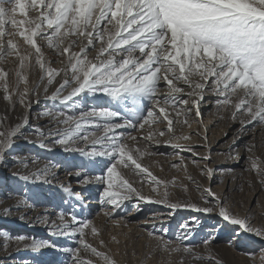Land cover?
<instances>
[{
	"label": "snow or ice",
	"instance_id": "snow-or-ice-1",
	"mask_svg": "<svg viewBox=\"0 0 264 264\" xmlns=\"http://www.w3.org/2000/svg\"><path fill=\"white\" fill-rule=\"evenodd\" d=\"M45 47L55 53L59 68L52 67ZM9 58L14 69L2 66ZM37 73L36 79H30ZM51 88L54 90L49 92ZM41 93L50 106L37 113L36 119L46 118L48 125L46 129L31 125L30 135L35 139L26 137L27 142L47 152L79 153L100 169L93 175L79 170L84 165L71 164L78 170L68 173V185L58 184L80 205L83 197L71 188V178L82 189L101 186V208L110 206L106 216H114L125 202L135 199L172 210L214 214L237 235L264 240V224L253 225L250 209L244 215L234 213L229 197L217 194L210 184L202 187L191 176L187 179L196 184L201 203L170 202L168 188L175 186V178L162 180L142 163L145 156L166 155L148 148L153 143L160 146V138L168 135L170 139L163 145L175 150L172 154L181 161L171 167H180L184 160L181 153L189 152L204 162L200 171L210 181L215 168L209 166L212 156L207 130L199 145L208 150L203 156L193 145L178 142L190 140L192 134H175L176 124L189 128L192 122L203 125L201 106L209 97L218 119L230 121L229 127L239 124L226 156V160L239 163L237 143L250 125L264 126V0H0V99L7 105L0 113V163L30 126L31 107L40 103ZM17 105L24 112L16 117V123L9 124L8 113H15ZM227 135L224 131L223 136ZM256 148L254 142L244 144L249 165L244 171L256 173L264 186V162L254 155ZM16 162L26 171L18 170L13 176L33 184L53 185L57 176L53 169L60 166L53 160L37 166L39 157L31 160V165L37 166L33 168L28 160ZM183 166L186 170V164ZM129 174L142 185L147 183L150 194L138 189ZM13 207L31 210L35 205L21 198L4 208L3 214L10 215ZM24 218L21 213L19 219ZM36 219L48 227L52 239L0 231V249L7 251L14 240L33 252H63L68 255L67 264H116L106 251L88 242L89 234H100L91 220L63 208L56 210V219L47 211ZM181 227L185 235L178 236L174 246L163 235L149 232L154 250L169 255L183 252L193 259L221 264L210 253L201 256L192 245L184 244L192 232L187 223ZM61 238L74 240L76 246L56 243ZM210 242L208 238L201 241L206 247ZM99 244L105 247L103 240ZM260 264H264V249Z\"/></svg>",
	"mask_w": 264,
	"mask_h": 264
},
{
	"label": "rangeland",
	"instance_id": "rangeland-1",
	"mask_svg": "<svg viewBox=\"0 0 264 264\" xmlns=\"http://www.w3.org/2000/svg\"><path fill=\"white\" fill-rule=\"evenodd\" d=\"M46 56L53 61L52 67L59 68V64L55 53L45 47ZM3 67L6 69H14L15 64L11 58L3 62ZM38 73L30 79H36ZM14 80V77H11ZM23 87V86H21ZM54 88L49 89V92ZM2 95V94H0ZM36 97H33L35 100ZM40 103H33L31 107V122L28 128L23 130V136L16 139L15 146L11 153L5 157L3 163H0V231H7L12 236H25L36 238L38 240L52 239L48 235V227L43 223L37 222V216L43 215L45 211L51 219H56V210L63 208L67 211H75L81 219H89L99 230V236L89 234L87 240L89 243L96 246L101 251H106L114 258L116 264H212V261L207 259H193L192 256L180 253H172L154 250L155 241L149 236V232H155L157 236L163 235L165 239L172 241L173 246L177 243L178 236L185 235V229L181 227L185 223L191 229V238L185 240L184 244L193 246V250L201 256H211L219 260L221 264H260L261 249H264V240L250 234L237 235L231 230V227L214 214L195 213L187 209L172 210L162 204H150L145 202H137L133 199L131 202H125V206L116 210V214L106 216L105 212H110V206L101 208L99 192L102 190L98 184L89 185L86 189L77 186L74 178H71V188L81 192L83 197V205L69 197L58 187L59 183L68 185L70 177L69 172L78 170L76 167L69 165H84V168L79 170H87L90 174H99L100 169L94 168L89 164L88 158L81 157L79 153H63L59 149L54 152H47L38 148L35 144L28 143L26 137L35 139L30 135L31 125L39 124L46 129L48 121L46 118L36 119L44 107L50 106V102L44 100L43 94L39 96ZM58 107H60L58 105ZM203 125L192 122L191 128L186 125H175V134H192L191 139L198 144L193 145L195 151L201 156L207 154V149L200 147L204 141L201 137L204 136L207 130L208 143L211 147L212 164L209 165L215 168V173L212 179H209L201 174L203 161L198 157H193L189 152H182L184 158L183 164L178 168H172L171 164H180V157L172 154L175 150L163 145V141L170 139L168 135L161 139V145L157 146L154 143L148 148L154 153H166V155L145 156L142 163L162 180L171 181L175 178V186H169L170 202H192L201 203L200 192L196 190V184L192 183L188 176H191L194 181L202 187L211 185L213 191L222 196L229 197L232 203V211L244 215L250 209L249 218L253 225L259 226L264 224V186L258 180L256 173L244 171L249 167L245 157L248 153L244 151V144L254 142L257 148L254 152L255 156L260 157L264 162V126L256 125L249 126L248 131L242 136V139L237 143L236 148L240 152L241 159L239 163L226 160L229 149V144L233 136L236 134L239 124H233L231 127L230 121L218 119L215 115V109L211 104V98H206L202 104ZM6 103L0 99V113L6 111ZM24 112L19 105L16 107L15 113H8L10 120L9 124L16 123V117ZM224 115V113H220ZM159 127H164L160 125ZM128 131H131L130 129ZM227 131L228 135L223 136V132ZM199 132L197 136L194 133ZM133 135H139L138 132H133ZM187 141H178L184 144ZM131 143V142H129ZM140 146L145 147L144 142H140ZM223 153L224 155H220ZM36 157L40 158L42 166L48 160L55 161L58 168L53 171L57 173L53 185L25 183L13 176L18 170L26 171L22 164L17 163V160H28L29 168H32L31 160ZM196 160V163H193ZM186 164V170L184 168ZM264 167V163L261 165ZM222 168H232L233 172H222ZM129 179L136 181L135 186L142 190L146 195L150 194V187L147 183L143 185L139 183L137 177L129 174ZM187 186V191L184 190ZM163 191V189H161ZM155 196V194H153ZM27 198L35 207L31 210H24L25 218L19 219V215L11 213L8 216L3 214L4 205L9 204L13 199ZM67 201V203H64ZM251 202V203H249ZM76 205V207H73ZM26 210V211H25ZM13 211V210H12ZM160 214H159V213ZM159 214V215H158ZM194 217V218H193ZM192 219V221H191ZM167 229V233L163 232ZM115 237V240H113ZM205 238L210 239V243L203 245L201 241ZM103 240L105 247L101 248L99 241ZM118 241V243H117ZM56 243L64 247H75V241L67 238L56 240ZM149 253L151 255L149 256ZM249 254H253L250 256ZM82 255H88L82 253ZM96 259L95 257H89ZM0 261L2 264H67L68 255L63 252H55L52 249H42L38 252H33L31 249H25L22 244L17 245L13 240L10 241L7 251L0 249ZM99 264V261H97Z\"/></svg>",
	"mask_w": 264,
	"mask_h": 264
},
{
	"label": "bare ground",
	"instance_id": "bare-ground-1",
	"mask_svg": "<svg viewBox=\"0 0 264 264\" xmlns=\"http://www.w3.org/2000/svg\"><path fill=\"white\" fill-rule=\"evenodd\" d=\"M194 139V138H193ZM190 140L189 142H185L184 144H190V145H197L198 143L195 141V140ZM174 142H176V141H174ZM33 167H37V166H33L32 165V168ZM16 201H17V199H13V201L12 202H10L9 204H7V205H4L3 207H9V206H11V205H14L15 203H16ZM13 211H12V213L13 214H17V215H19V214H21V213H23L24 212V210H19V211H17V209L15 208V207H13V209H12ZM26 211V210H25ZM159 213V212H158ZM160 214V213H159ZM158 214V215H159ZM194 218V217H193ZM191 221H192V219H191Z\"/></svg>",
	"mask_w": 264,
	"mask_h": 264
}]
</instances>
